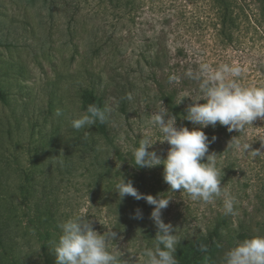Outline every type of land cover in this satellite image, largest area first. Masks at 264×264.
Listing matches in <instances>:
<instances>
[{"label": "rangeland", "instance_id": "374dc122", "mask_svg": "<svg viewBox=\"0 0 264 264\" xmlns=\"http://www.w3.org/2000/svg\"><path fill=\"white\" fill-rule=\"evenodd\" d=\"M230 1L244 18L238 49H222L207 34L209 0H141L132 25L116 0H0V222L6 215L15 216L9 224L13 252L6 250L7 260L13 256L22 264H54L50 249L60 235L58 224L83 216L98 233H117L118 239L110 240L108 249L120 257V264H145L144 250L153 248L155 243L125 231L106 202L94 198L84 185L63 187L58 204L53 207L55 216L48 228L50 238L40 237L33 228L36 224V230L43 233L44 223L31 217L26 207L29 203L22 201L19 193L31 185L23 178L48 172L46 155L53 152L51 148H65L80 140L71 122L84 113V91H93L103 98L106 108L111 109L107 112L112 115L111 122L117 123L124 138L128 126L119 112L117 95L122 87L128 93V83L137 89L144 86L136 61L141 40L146 36L172 30L175 33L168 34L171 47L175 43H187L195 48L200 60L213 68L238 64L244 70L238 82L245 87L255 86L258 77H264L258 71L264 65L261 2ZM129 31L133 46H127ZM142 70L147 71L143 67ZM145 106L144 101L135 102L129 122L135 133L140 130L142 137L159 140L158 130L149 123L153 113L147 115ZM253 133L264 141V126ZM168 148L167 142L160 141L152 146L165 155ZM248 155H240L246 164L255 159ZM252 167L242 169L249 180L246 187L241 185L244 182L241 177L240 188L236 187L237 183L224 188L236 200L231 228H236L241 220L249 227L250 238L264 236V194L259 189L264 179L255 176L262 175L260 165ZM169 197L172 200L162 210V219L166 224L171 223L176 237H193L203 232L215 211L223 212L222 198L206 204L192 201L183 191L171 192ZM12 207L16 208L15 212ZM225 240L229 250L240 242L229 235ZM45 242L47 250H41ZM0 250H4L2 246ZM227 251L220 250L218 264H223Z\"/></svg>", "mask_w": 264, "mask_h": 264}, {"label": "trees", "instance_id": "16d2710c", "mask_svg": "<svg viewBox=\"0 0 264 264\" xmlns=\"http://www.w3.org/2000/svg\"><path fill=\"white\" fill-rule=\"evenodd\" d=\"M264 16V0H259ZM117 6L123 9V15L129 20V24H134V11L139 7L141 0H116ZM211 11L206 15L207 34L212 38L214 44L222 49L228 47L238 49L239 36L243 33V16L238 12L230 0H209ZM131 36V31L127 32ZM126 33V34H127ZM175 33L160 32L152 36L142 37L141 50L137 58L136 66L140 73V80L144 81L142 89H137L133 83H128V93L123 92V87L119 89L117 100L120 102L119 112L127 121V130L124 131V138H121V130L116 122H111L110 114L106 113L107 119L101 123L97 121L90 128L78 130V142L70 144L65 148L53 147L51 154H47L48 172L25 175L23 180H28L31 185L26 189L20 190L22 201L28 202L26 206L32 218L37 222H43L44 232L39 233L40 237L49 240L48 231L50 220L55 216L53 207L58 203L57 200L61 190L66 185L80 184L90 189L94 198L102 199L106 202L111 213L115 215L121 227L127 231L139 235L156 244L155 236L157 228L154 221L150 218L153 210L145 200H136L131 196H126L119 201L115 193V185L123 178L126 182L131 180L133 186L142 194H159L169 197L171 191L169 186L163 180V165L152 168H137L134 165L132 151L139 147V142L143 138L139 130L134 132V127L129 122L130 111L135 106V102L144 101L146 103V113L150 115L161 108H166L169 115L176 116L177 127L184 126L191 130L194 126L183 119L186 114V108L192 103L190 97H185L180 104L177 101L185 95H191L193 98L200 95L198 79L189 78L185 75L189 70L194 76L199 74V67L206 63L200 60L195 48L187 43H175L172 47L168 44V34ZM127 46H133L129 37ZM126 46V47H127ZM143 64V66H141ZM143 68L147 71L143 73ZM259 67V66H258ZM264 73V65L260 66L258 71ZM176 76L177 81L169 83V77ZM258 77V76H257ZM240 80V79H239ZM255 87L264 86V77H258ZM140 92V95H139ZM131 94L132 99L128 100ZM2 97V94H0ZM82 111L85 112L89 105H95L101 110L106 108L102 97L96 95L93 91H84L82 96ZM203 101H201L202 103ZM133 104V105H132ZM132 106V107H131ZM264 126V120L257 119L253 125H246L242 132H228L225 126L217 124L215 128L209 126L202 129L209 140L213 136L215 141L209 146V153H216L217 166L223 169L224 176L221 186L226 188L237 183L236 187L248 185V178H245V170L256 165H260V173L255 176L264 179V154L255 157L253 162L246 164L240 159L243 152H237L226 149L227 144L233 136H238L242 141L252 143V149L261 148V139H257L253 133L254 129ZM140 129V126H138ZM62 149V150H61ZM153 149L150 148L149 151ZM163 159L166 155L155 150ZM264 151V148L261 149ZM248 156H251L250 154ZM206 162V160H205ZM255 167H252L254 169ZM244 178L243 184L240 178ZM239 182V183H238ZM39 183V185H38ZM41 184V185H40ZM264 194V183L259 186ZM6 198V193L3 192ZM215 199L214 201H217ZM3 207V204L1 205ZM10 208V207H8ZM142 213V219L134 218L136 210ZM14 212V209L12 207ZM14 216V215H13ZM6 215L5 220L0 222V264H22L17 257H9L6 250L13 252V240L9 236V225L13 217ZM232 215H224L222 211H215L211 222L204 227L203 232L193 237L179 235L175 257L178 264H218V254L220 250H229V245L225 236L238 241L250 238V229L245 226L246 223L238 221L236 228H231ZM55 222L58 219L54 218ZM4 230L6 232L4 233ZM34 231V230H33ZM47 242L42 243L41 250H47ZM12 259V260H11Z\"/></svg>", "mask_w": 264, "mask_h": 264}, {"label": "clouds", "instance_id": "9594fccd", "mask_svg": "<svg viewBox=\"0 0 264 264\" xmlns=\"http://www.w3.org/2000/svg\"><path fill=\"white\" fill-rule=\"evenodd\" d=\"M243 71L238 64H222L213 68L203 63L198 75L194 76L191 70L186 72L189 78L200 81V95L195 98L185 95L176 104H180L185 97L191 98L192 103L187 106L183 119L194 127L191 130L184 126L177 127L176 116L169 115L166 108H161L152 114L149 122L158 130L161 139L154 141L146 135L140 140L139 147L132 151L137 168L163 165V180L169 186V191H183L192 201L206 204L222 198L226 216L236 214V200L221 186L224 172L217 166L216 153H209V146L216 137L209 140L202 129L209 126L215 128L219 124L225 126L228 132L240 133L246 125H253V121L264 120V86H242L238 81ZM174 81H177V77L170 76L169 83ZM127 98L131 100V94ZM110 111L109 108L101 110L89 105L79 118L72 120L71 126L80 130L95 125L97 121L103 123L107 119L106 113ZM56 115H61L59 109ZM157 141L169 145L166 158L162 159L155 150L149 151ZM262 148L264 141H261V148L252 149V143L233 136L226 149L255 158L264 154ZM115 193L119 201L131 196L154 206L150 218L157 228L156 244L144 250L145 264H178L175 253L179 241L175 229L162 219V210L167 208L172 198L142 194L131 180L126 182L123 178L115 185ZM134 218H143L139 209ZM58 228L60 235L58 240L52 242L50 249L54 264H120V257L108 249V242L118 239L115 231L100 234L94 230L92 222L83 216L69 218L59 223ZM223 264H264V236L256 235L238 242L224 254Z\"/></svg>", "mask_w": 264, "mask_h": 264}]
</instances>
